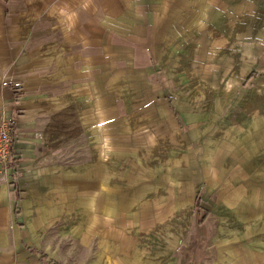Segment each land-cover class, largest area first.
Masks as SVG:
<instances>
[{
    "label": "crops",
    "instance_id": "obj_1",
    "mask_svg": "<svg viewBox=\"0 0 264 264\" xmlns=\"http://www.w3.org/2000/svg\"><path fill=\"white\" fill-rule=\"evenodd\" d=\"M177 2L0 0V110L14 137L12 169L5 177L0 172V238L13 227L12 237L36 239L31 254L44 260L49 255L38 250L43 238H71L68 249L84 251L94 238L99 249L85 264H264V157L251 159L244 148L234 156L230 150L223 156L218 149L199 151L176 162L185 164L172 172L182 178L178 186L149 173L148 182L136 187L135 177H122L113 161L98 165V56H108L98 55V28L113 38L106 45L127 38L132 54H152L163 16ZM98 8L110 16L106 24L98 25ZM242 136L252 137L250 130ZM88 137L95 152L90 161ZM72 140L79 142L73 161ZM128 166L125 173L133 174ZM203 177L212 217L202 233L209 243L186 257L185 249L172 245L199 236L197 184ZM167 189L185 190L172 207ZM20 247L22 242L21 253Z\"/></svg>",
    "mask_w": 264,
    "mask_h": 264
},
{
    "label": "rangeland",
    "instance_id": "obj_2",
    "mask_svg": "<svg viewBox=\"0 0 264 264\" xmlns=\"http://www.w3.org/2000/svg\"><path fill=\"white\" fill-rule=\"evenodd\" d=\"M190 1L179 0L171 14H164L152 54H132L127 38L117 39L120 45H106L113 38L98 28V55L108 54L106 59L98 56V165L102 160L113 161L114 170L124 171L122 177H135L136 187L148 182L149 173L151 178L170 181V186L182 184V178L172 172L185 164L176 162L194 159L199 151L218 149L223 156L230 150L234 156L244 148L251 159L264 157V0H198L199 5L193 6L187 4ZM109 17L98 8V25L106 24ZM110 61L115 64L111 70ZM61 127L55 136H62ZM249 130L252 137L244 141L242 135ZM78 145L70 143L72 161L78 160ZM93 148L88 137L87 161L95 156ZM127 164L133 174L125 173ZM205 178L197 184L199 236L194 237L195 243L187 239L172 245L185 249L186 257L190 249H206L209 243L202 233L212 217ZM138 192L143 193L141 187ZM181 192L185 190L167 189L171 207ZM12 229L0 238V264H15L18 256H22L18 264H85L94 260L100 246L93 238L87 251L68 249L74 244L71 238L52 242L43 238L38 250L49 255L44 260L41 254H31L30 249L38 247L36 239L14 238ZM154 244H159L158 239Z\"/></svg>",
    "mask_w": 264,
    "mask_h": 264
},
{
    "label": "built area",
    "instance_id": "obj_3",
    "mask_svg": "<svg viewBox=\"0 0 264 264\" xmlns=\"http://www.w3.org/2000/svg\"><path fill=\"white\" fill-rule=\"evenodd\" d=\"M14 137L11 122L6 113L0 110V171L7 174L12 169Z\"/></svg>",
    "mask_w": 264,
    "mask_h": 264
},
{
    "label": "trees",
    "instance_id": "obj_4",
    "mask_svg": "<svg viewBox=\"0 0 264 264\" xmlns=\"http://www.w3.org/2000/svg\"><path fill=\"white\" fill-rule=\"evenodd\" d=\"M197 206H198V201H197Z\"/></svg>",
    "mask_w": 264,
    "mask_h": 264
}]
</instances>
